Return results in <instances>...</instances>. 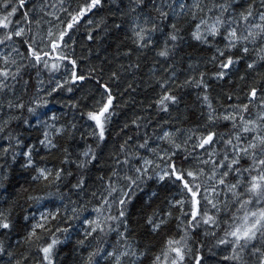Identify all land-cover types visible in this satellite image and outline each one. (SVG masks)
<instances>
[{
  "label": "trees",
  "instance_id": "trees-1",
  "mask_svg": "<svg viewBox=\"0 0 264 264\" xmlns=\"http://www.w3.org/2000/svg\"><path fill=\"white\" fill-rule=\"evenodd\" d=\"M0 264H264V0H0Z\"/></svg>",
  "mask_w": 264,
  "mask_h": 264
},
{
  "label": "water",
  "instance_id": "water-1",
  "mask_svg": "<svg viewBox=\"0 0 264 264\" xmlns=\"http://www.w3.org/2000/svg\"><path fill=\"white\" fill-rule=\"evenodd\" d=\"M227 67V66H226ZM252 99L254 98V92L251 94ZM111 102H112V97H110L106 104L97 112V114L94 116L97 127H98V132L101 133V118L102 116L110 109L111 107Z\"/></svg>",
  "mask_w": 264,
  "mask_h": 264
},
{
  "label": "rangeland",
  "instance_id": "rangeland-1",
  "mask_svg": "<svg viewBox=\"0 0 264 264\" xmlns=\"http://www.w3.org/2000/svg\"><path fill=\"white\" fill-rule=\"evenodd\" d=\"M48 252H49V249L48 250H46V253L48 254ZM209 259H211V258H209ZM209 259H207L206 260V262H208L209 261Z\"/></svg>",
  "mask_w": 264,
  "mask_h": 264
},
{
  "label": "bare ground",
  "instance_id": "bare-ground-1",
  "mask_svg": "<svg viewBox=\"0 0 264 264\" xmlns=\"http://www.w3.org/2000/svg\"><path fill=\"white\" fill-rule=\"evenodd\" d=\"M111 97H112V96H111ZM109 98H110V97H109ZM109 98H108V99H109ZM112 99H113V97H112Z\"/></svg>",
  "mask_w": 264,
  "mask_h": 264
}]
</instances>
